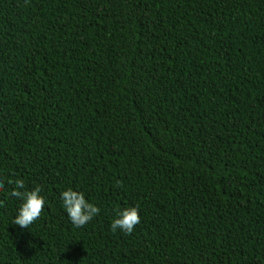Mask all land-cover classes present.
Masks as SVG:
<instances>
[{
  "label": "trees",
  "instance_id": "16d2710c",
  "mask_svg": "<svg viewBox=\"0 0 264 264\" xmlns=\"http://www.w3.org/2000/svg\"><path fill=\"white\" fill-rule=\"evenodd\" d=\"M0 181V264H264V0H0Z\"/></svg>",
  "mask_w": 264,
  "mask_h": 264
},
{
  "label": "clouds",
  "instance_id": "9594fccd",
  "mask_svg": "<svg viewBox=\"0 0 264 264\" xmlns=\"http://www.w3.org/2000/svg\"><path fill=\"white\" fill-rule=\"evenodd\" d=\"M7 183L13 185L7 192V196L20 201L15 210L11 224L18 226L21 230L28 229L41 214L46 205L45 196L41 194L39 185L32 189H26L24 180L16 178L8 179ZM4 187V182L0 181V188ZM61 207L65 211L69 222L76 228L86 225L96 216L100 208L87 200L82 191L73 190L71 187L64 188L59 192ZM3 201H0V205ZM139 210L136 206H127L116 210L114 217L110 221L109 228L116 232L119 230L124 234L133 232L134 227L140 223Z\"/></svg>",
  "mask_w": 264,
  "mask_h": 264
}]
</instances>
